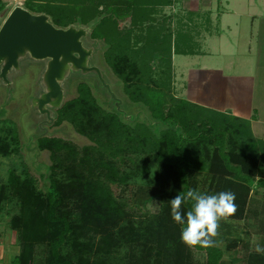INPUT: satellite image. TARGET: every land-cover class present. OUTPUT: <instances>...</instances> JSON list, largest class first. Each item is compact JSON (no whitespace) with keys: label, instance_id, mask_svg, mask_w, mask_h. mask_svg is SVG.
Wrapping results in <instances>:
<instances>
[{"label":"trees","instance_id":"1","mask_svg":"<svg viewBox=\"0 0 264 264\" xmlns=\"http://www.w3.org/2000/svg\"><path fill=\"white\" fill-rule=\"evenodd\" d=\"M142 1L121 4V14L138 16ZM107 3L25 0L26 10L50 16L56 27H90L91 43L101 44L102 58L127 99L144 111L142 120L138 114L128 120L102 106L89 84H77L76 96L56 111L54 124L70 125L88 144L36 137L35 149L47 151L51 161L43 175L46 190L26 170L10 169L0 184V220L6 203L16 211L8 226L19 253L10 264H222L220 229L228 230L229 223L218 222L211 247L188 248L171 219L170 201L189 189L232 191L237 209L227 220H257L262 211L250 207L248 192L264 190V141L252 135L248 121L176 97L171 54H181L184 45L171 53L161 37L133 49L129 36L104 29L110 13L121 17L118 6L111 12ZM0 124V156L17 155L16 127L5 119ZM130 185L137 186L134 207L112 191ZM156 199L152 213L139 211ZM191 203L182 204V211ZM246 264H264V255H250Z\"/></svg>","mask_w":264,"mask_h":264},{"label":"rangeland","instance_id":"2","mask_svg":"<svg viewBox=\"0 0 264 264\" xmlns=\"http://www.w3.org/2000/svg\"><path fill=\"white\" fill-rule=\"evenodd\" d=\"M106 1L108 2V7L111 8V12L118 6L121 17L117 18L113 14L114 11L112 14L110 13L109 15L111 16H109L106 21V27L104 29L111 31L112 33L121 32L123 36H129L133 49H141L146 41H152L155 43L159 41L161 37H164V41H166L168 45L169 43L171 44V53L174 52L178 45L179 47L184 45V47L180 48L179 53H182V51L185 52V50L188 51L185 43L188 42L187 40L189 39V36L180 34L179 31H174L175 28L172 26L171 19L173 14L167 9H164L166 4L155 5L153 3H148L147 0H144L141 3L138 2L141 11H138L137 14L139 15L134 17L133 13H130L127 16L121 14L122 8H120V5L124 3L126 4L129 0ZM228 1L231 2V0ZM257 1H259L257 3V9L255 7L257 15L256 19L253 21L255 33L257 34V43L255 39L253 44L255 47H258L257 53L260 52L261 54L258 64L263 66L264 5H261V0ZM0 3L4 5L3 10L0 13L1 26L14 7H24L25 0H0ZM99 10H102V7H100ZM248 12H252L251 9ZM169 15L171 18H169ZM180 20L185 19L181 18L179 19V22ZM249 20V17L241 18V22L244 24ZM198 21L200 20L198 19ZM135 41L138 42V46L136 47L133 45V42ZM87 42L91 43L89 37H87ZM95 45H97V53L94 60L91 61V64L100 69L106 83L110 86L111 92H113L115 97L121 102L120 111L126 113L127 117H134V119L138 114L140 116L139 119L142 120L143 116L140 112L144 111L143 106L133 104L127 99L123 92V83L112 74L102 58L104 50L101 44L95 43ZM154 48L160 49L157 48V46ZM154 55L156 54L154 53ZM155 63L156 62H154L153 65H156ZM41 68V63H32L25 68L23 67L20 72H12V74L8 75V80L11 83L10 90H8L7 86L0 81V119H5L16 127L21 143V150L17 155H12L8 158L0 156V184L6 179L7 173L10 169H15L18 172L26 170L35 178L37 187L40 190L45 191L47 183L44 180L43 175L46 174V167L51 164V161L47 151L38 152L35 149L34 137L40 134L38 123L39 118L35 117L30 104L31 98L34 97L38 91L37 81ZM179 70H182V68ZM178 72L179 71H176V69L172 70L171 89L176 97L185 100L187 82H185L184 73L182 72L180 76V73ZM79 82H85L90 85L93 94L102 106L106 108L110 107L112 109L115 108L114 102L93 74H74L71 76L65 85V89L67 90L65 101L76 96L77 84ZM191 86L192 84L190 85V88ZM190 90V92H192V89ZM191 94H193V98H198V94L194 93V91ZM254 106L261 114L260 118L264 120V86L261 87L256 85L254 90ZM1 126L3 125L0 124V127ZM46 128L48 130V135L53 137L64 138L79 146L88 144V141L85 138L76 134L74 129L66 123L60 125L54 124L53 126ZM258 134V138L264 141V131H261V133L258 132ZM112 191L116 197L124 198L127 200L130 207H134L133 204L136 203V185H130L127 188L123 186H112ZM248 196L250 207L256 208L259 212L262 211V213L258 216L257 220L249 218L246 221L223 220L227 221L230 227L228 230L225 228L220 229L221 237L224 236L219 244V247L224 251L222 264H246L249 256L255 255V249L257 246L264 247V190L250 187ZM157 201L158 200L156 199L151 205L148 204L146 208H140L139 211L141 213H145V211L152 213V211H154L152 208L157 205ZM15 212V209H13L11 205H8V203L5 204L4 210L2 211V217L4 218L0 220V264H10L12 258L19 253V248L15 244L16 233L10 231L8 226L9 219Z\"/></svg>","mask_w":264,"mask_h":264},{"label":"crops","instance_id":"3","mask_svg":"<svg viewBox=\"0 0 264 264\" xmlns=\"http://www.w3.org/2000/svg\"><path fill=\"white\" fill-rule=\"evenodd\" d=\"M258 2L169 0L163 6L173 14L169 18L174 31L189 36L188 51L172 54V70L180 76L183 72L187 82L185 100L248 121L257 139L258 132L264 131V120L254 106L255 87L264 86V65L258 64L261 54L253 44L255 39L257 43L253 21ZM242 17L250 20L244 24ZM181 18L185 19L180 20L182 25ZM193 91L198 98H193Z\"/></svg>","mask_w":264,"mask_h":264},{"label":"water","instance_id":"4","mask_svg":"<svg viewBox=\"0 0 264 264\" xmlns=\"http://www.w3.org/2000/svg\"><path fill=\"white\" fill-rule=\"evenodd\" d=\"M90 27L70 25L56 27L50 16L34 14L24 7L16 6L0 26V81L8 90L11 83L8 75L20 72L32 63H41L38 75V91L30 104L35 117L39 118V133L47 136L46 127L53 126L56 111L64 101L65 85L74 74H93L105 89L115 108L120 111L121 102L111 92L100 69L91 64L97 53V45L88 43Z\"/></svg>","mask_w":264,"mask_h":264},{"label":"clouds","instance_id":"5","mask_svg":"<svg viewBox=\"0 0 264 264\" xmlns=\"http://www.w3.org/2000/svg\"><path fill=\"white\" fill-rule=\"evenodd\" d=\"M236 195L232 191L207 194L189 189L170 201L171 219L180 226V242L188 248H208L217 234L218 222L231 217L237 209ZM191 201V207L182 211V204ZM257 254H264V247L257 246Z\"/></svg>","mask_w":264,"mask_h":264}]
</instances>
